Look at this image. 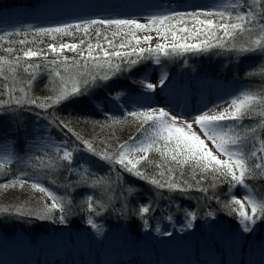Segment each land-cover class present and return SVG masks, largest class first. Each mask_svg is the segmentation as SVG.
I'll list each match as a JSON object with an SVG mask.
<instances>
[{"label": "snow or ice", "instance_id": "1", "mask_svg": "<svg viewBox=\"0 0 264 264\" xmlns=\"http://www.w3.org/2000/svg\"><path fill=\"white\" fill-rule=\"evenodd\" d=\"M185 17H189L191 22L200 25V27L194 32H190L189 21L185 20ZM177 24L183 25V27H178ZM112 28L115 30L109 36L107 30ZM101 29L105 31L102 32ZM141 30H152L161 34L164 39L171 36L174 41L179 40L180 42L171 45L158 44L154 48L147 49H137L132 46L130 51L116 50L130 47L133 40L136 44L141 43L139 39H136V32ZM35 32L46 36L51 35L53 41L62 37H72L73 42L49 43L48 50L57 58L43 64H21V59L27 61L35 57H43L47 60L48 52L44 50H34L32 47L27 49L7 47L4 51L9 55L22 51V58L13 56L10 60L0 56V76H4V65H7L13 84L19 78L18 69L28 74V82L31 83L36 79L37 70L43 69L49 77L46 87H50L54 95L43 100L28 93L23 96H15L13 88H9V99L0 102V109H6L3 114L10 115H15L17 110L39 109L40 111L36 115L44 119L47 126L58 128L65 135L70 133L74 137V140L63 139L58 143L49 140L45 148L46 150L49 147L54 149L56 156L50 158L48 162H45L43 157L39 158L46 168L60 167L62 165L59 162L65 161L68 164L69 172L78 174L81 177L80 183L86 184L92 177L88 161H82L73 167L77 157L83 153L106 164L109 172L115 171V182H122L124 173H127L134 179L146 182L157 189L166 188L169 192L178 191L182 195L189 190L208 192L209 188L202 187L205 174H208L212 177L211 188L217 187V181L228 185L230 199L227 202L220 201L221 208L227 214L238 219L240 230L243 233L253 232L258 222H264V199L258 200L253 196L246 184V179L264 174V155H260V153H264V138L257 135L258 131L264 132V111L259 113L262 119L257 127H244L242 123L245 118L251 119L258 107L264 108V92L256 94L244 91L231 99L229 108L212 115L205 111L194 116L195 125L199 126L204 137L212 142L216 150L226 157L225 159H220L209 149L205 139L193 131L192 123L179 122L177 116L170 115V111L163 107L157 109L140 106L127 109L126 105H117L126 110L127 116L140 121L137 132L143 138L130 137L128 141L120 144L115 152H111L107 145L103 149H98L93 141L73 132L69 126L71 116L64 118L58 112H49V109H57L64 104L73 103L83 98H88L89 103L98 112L102 109L106 110V104H115L121 99L122 92L120 89L106 92L104 103H102L94 99L96 90L110 87L111 82L132 72L147 59H151L159 65L161 56L171 57L185 53L204 54L213 50L240 53L241 57L243 54L256 52L264 55V0H225L224 3L216 5L214 10L206 12L173 11L153 15L148 18L147 23H141L136 19H87L54 28H37ZM178 33H189V35L178 36ZM6 35L11 36L12 34L6 33ZM200 36H203L200 43L184 42L189 38ZM117 37L124 39L120 43H115ZM128 37L132 39H127ZM4 38V36H0V41ZM150 39L151 37H145L144 42ZM93 40L95 43L92 42ZM19 44L25 45L26 40L21 39ZM65 52H72L75 55L69 57L64 55ZM238 61L239 58H237ZM261 72L264 74V69ZM167 79V75H164L154 84L145 77L140 83L146 93H154L157 87L165 85ZM20 91L24 92V89L21 88ZM13 103L18 108H6ZM41 112L46 115L41 116ZM105 118L106 120L111 119L113 122H120L121 119L115 115L111 117L106 115ZM75 119L80 121L81 118L76 117ZM93 123L100 125L99 121ZM18 126L23 127V122L21 121ZM134 152H143L144 156L135 160L129 158L130 154ZM150 152L158 153L165 162L170 161L179 166L181 176H183V166L189 165L193 171L199 169L201 178L196 180L194 176L195 184L187 181L178 182L171 179V175L175 173L173 167L165 169L170 176L167 181L156 178V174L146 173L138 165H141L142 162L151 163L148 155ZM10 161L11 156L5 153L0 159V172L4 171ZM113 166H119V170ZM155 167L162 168L163 165L156 164ZM165 171L159 172V176L164 177ZM17 179L21 187L30 184L31 188L42 194L39 210H25L21 207L18 209V214L21 217H31L40 221L52 220L61 225L68 222L70 200H66L63 196L57 195L55 191L28 179L26 176ZM16 182L17 180L14 179L6 184H0V188L8 187L9 184L15 187ZM101 183H103L102 178L96 179L93 185ZM237 186L245 190V201L251 209L250 213L246 210L245 202L235 197L234 190ZM134 187V185H128L129 196L134 195ZM206 198L218 199L215 195ZM49 200L50 203L45 202ZM86 203L90 211H96L91 196L86 198ZM95 203L98 204L99 201ZM100 207L103 205L101 204ZM151 210L150 205H144L138 209V212L142 215ZM0 212L8 213L9 208H0ZM96 214L98 215L99 212ZM185 215L190 218L187 220L186 226L192 228V221L197 219V213L186 211ZM213 215L211 210L205 213L207 217ZM168 219L172 218L169 216ZM87 223L99 231V226L91 217L87 219ZM144 224L147 226V220L144 221ZM156 231L161 232L159 227L156 228ZM162 234L172 235L171 232Z\"/></svg>", "mask_w": 264, "mask_h": 264}, {"label": "rangeland", "instance_id": "2", "mask_svg": "<svg viewBox=\"0 0 264 264\" xmlns=\"http://www.w3.org/2000/svg\"><path fill=\"white\" fill-rule=\"evenodd\" d=\"M18 2V4L25 5L27 7L26 11H33L34 12L42 10H45V7L41 8L38 7L37 2L40 0H0V5H10L15 4V6L12 7H18L16 6L17 4L14 3ZM45 1V0H42ZM75 2H78L79 4H83L86 1L83 0H74ZM146 0H109L108 11L104 12L102 15V12H100L99 17L95 16V10H86V11H73L71 13H65L62 14L58 17L52 18L49 22H35V21H29L28 23L24 24H13V26L4 28L2 25H0V32L1 33H14L19 30L23 29H37V28H54L61 26L66 23H77L82 20H87V19H136L141 23H147L148 18L153 16V15H160L164 13H170L173 11H178V12H193V11H210L214 10L216 5H191L189 3H182L180 5H174L170 0L166 2V0H151L150 3L152 2H157L152 5H148L146 8H141L140 5L145 3ZM31 2H33L31 4ZM48 3L54 2L53 0H46ZM147 2V1H146ZM165 3L161 5V3ZM171 2V3H169ZM116 3V4H113ZM160 3V5H159ZM224 3V2H223ZM88 3H85L87 5ZM34 6V7H33ZM8 7V6H7ZM36 7V8H35ZM140 7V8H139ZM10 8V7H9ZM55 9V8H53ZM48 13L52 12V9H48ZM140 10H145V11H140ZM46 11V10H45ZM41 14V13H40ZM38 15V14H37ZM102 15V16H101ZM212 18V17H208ZM185 20L189 21L188 23V28L190 32H194L197 28L200 27V25L195 24L190 21L189 17H185ZM175 22V21H174ZM25 25V26H23ZM23 26V27H22ZM178 27H183V25L177 24ZM0 36H4L1 35ZM179 35H189V33H178ZM52 37V36H51ZM145 37H151V39L147 42H144ZM132 39V38H131ZM136 39H139L141 43L136 44L135 40H133V43L130 47L122 48V49H116L119 51H130L131 47L134 46L137 49L140 48H149V47H156L158 44H168L171 45L173 43H179V40L174 41L171 36L168 37V39H164L161 34L152 31V30H141L136 32ZM203 39V36L200 37H195V38H189L188 40L184 41L186 43H200L201 40ZM66 43H71L73 41H65ZM112 50V49H110ZM222 51L221 53L216 54L215 60L218 61L216 66L217 70L221 73H213L211 71H208V66L206 64H200L196 63V54L192 53H185L183 55H178V56H171V57H164L161 56V63L159 65L155 64L153 60L149 59L146 63L140 64L137 66L132 72L126 73V79L122 80H115V82L112 84V91L114 89H120L122 94H121V99H133L134 104L136 103H142L143 106L145 107H152V108H161L163 106L161 105H150V102L153 99H157L159 97L157 96H169L171 95L172 97H175L180 102V107L181 109H187L191 110L193 107V102L192 99L190 98L191 95L199 90L200 88H205L207 86V81L210 82V86L212 89L208 90L206 95L209 92H217L219 97H221V102L222 103H230L231 99L233 97H237L240 95V93L244 91H251L256 94H260L264 92V78L259 81L258 84H253L249 83V78H246L244 75H242L241 69L243 64H248L249 68L245 70H250L254 66H259L263 65L262 68H264V55H262L260 52H256L253 54H243L241 57L240 53H232V52H226L227 50H220ZM70 55H72V52H68ZM74 55V54H73ZM191 57V58H189ZM7 58V57H6ZM22 58V57H21ZM36 58V57H35ZM32 58V59H35ZM39 58V57H38ZM134 58V57H133ZM237 58H239V61L237 62ZM9 59V58H8ZM31 59V60H32ZM21 61H25L24 59H21ZM167 61V62H166ZM31 62V61H28ZM144 62V61H143ZM257 63V64H256ZM261 74V73H260ZM164 75H167L168 79L166 80L165 84L170 83L172 86H175L176 92L175 91H163V92H154V93H146L142 84L140 83L141 80H143L145 77H147L150 82L152 83H157V81ZM262 75V74H261ZM260 75V76H261ZM128 76H134L133 79H129ZM256 77V80L259 78V73H255L253 78ZM254 86V87H253ZM159 88V87H157ZM156 91V90H155ZM103 93H106L103 91ZM205 93V92H204ZM115 94V93H114ZM51 95V94H50ZM52 96V95H51ZM188 97L191 99L190 102H187L186 99ZM206 97V96H205ZM106 107H111L113 108V105L110 103L106 104ZM164 108V107H163ZM166 110V108H165ZM168 111L171 110L167 108ZM39 109L36 110H30V111H20L17 110L15 115H10V114H3L6 112V109H3L0 111V159L3 158V155L5 153L9 154L11 156V161L15 159V152L18 144H25L24 148L25 150H30L32 153H37L44 156V161L48 162L50 158H53L56 156V153L54 149L48 148L46 150L45 145L46 143L49 142V140L55 141V142H60V140L63 139H68L69 141L74 140V137L69 133L65 135L64 132H60L59 129L56 128V130H52V127L47 126V122L44 119H41L36 115L37 112H39ZM55 109H49V112H53ZM261 111H264V108L258 107L257 111L253 113L252 118L248 119L245 118L242 123L244 127H257L259 124V121L262 119L259 115ZM123 113V116H122ZM41 116L46 115V113L41 112ZM115 115L116 117H120V122H111V119L109 120V126L107 128L108 131L110 130H115L114 133L118 135V142L115 143V141H112V146L110 147L111 152H115L120 144H123L125 141H128L130 137L137 136L138 138L142 139L143 136H140L137 132V129L139 127L140 121L136 120L133 117L127 116L125 112H113L109 117ZM174 116V115H172ZM179 122H187V123H192L193 124V131L197 132L201 136L202 139H205V143L208 145L209 149L213 151L215 155H217L220 159H225L226 157L223 156L220 152H218L215 148V146L212 144L211 141L207 140L199 126L195 125L194 123V116H178ZM23 122V127L18 126L20 122ZM75 132V131H73ZM76 133V132H75ZM125 133V134H124ZM77 134V133H76ZM121 134V137H120ZM83 135V134H82ZM81 135V136H82ZM257 135L261 138H264V132L258 131ZM83 137V136H82ZM85 137V136H84ZM46 142V143H44ZM103 142V143H102ZM99 141L96 142L98 145H101L103 148L105 147L104 141ZM260 155H264V153H260ZM144 153L143 152H134L130 154L131 159L135 160L140 157H143ZM10 161V162H11ZM82 161H88V165L90 166V170L92 172V175H95V177H98V179H103V183L101 184H96L90 185L92 190L97 191L100 196H97L96 201H99V203L95 204L94 207L96 208V211H90L88 209V218L91 217L93 221L99 226V229H116L118 232L121 234H124L126 236H130L128 231L130 229H133V227H137L136 224L140 223V227L137 228L140 230V241L143 242L145 239H157L159 233L156 231V228L159 227L160 230L165 229L166 227L172 226V224L180 225L186 229L185 233H181L179 236H181L183 239H188V238H197L200 237V233L197 232L198 228H204V229H216L218 233L226 232L228 229L226 223H232L228 222L226 217L224 218L221 214L222 212L214 210V215L212 217H207L205 216V213L208 212L211 209H206L203 210L200 213L198 212L197 208L198 206L205 205V201H203L202 197H200V201H202L201 205L200 203H197V200L191 197H185V196H180V202L183 204H186L187 209L189 211H195L198 212L199 217L198 219L192 221V228H188L186 226L187 220L190 218H183L181 215L176 216L175 214H179V212L176 211L172 206L170 207L168 204H165V199H162V203H164L165 206H160V210L153 209V200L152 196L149 195H139V202H141L142 205H150L151 211L148 213L151 216V219L147 221V226H145L144 222H140L139 220H133L128 217L129 214V209L126 207L128 204V201L126 198L118 196L123 194L125 196L126 194L124 193V189H115L108 191V194H105L106 186L104 183L106 182H111V183H116V172L112 171L109 172L108 166L104 163H101L97 161L95 158L89 157L84 154H80V156L77 157L75 164L73 167L76 165L80 164ZM45 166V165H44ZM115 169L116 167L113 166ZM117 170V169H116ZM73 176H79L78 174L72 173ZM261 178H264V174H258ZM113 178V179H112ZM97 179V178H96ZM129 176L126 175V179L123 176V180L128 181ZM139 181V179H137ZM136 180V181H137ZM113 181V182H112ZM247 181V180H246ZM249 181V180H248ZM93 182V181H92ZM124 181L119 182L120 184L125 183ZM246 184L249 186V190L251 191L252 195L255 196L258 200L264 199V191H262L261 187L259 185L254 186V184L249 182H246ZM52 190L55 191L57 195L63 196L65 199L64 189L60 187L59 185L55 184L52 182ZM121 193V194H120ZM235 197L237 199H240L245 202L246 205V210L251 211L250 207H248L246 201H245V190L237 186L234 190ZM154 197V196H153ZM126 199V200H125ZM202 199V200H201ZM67 200V199H66ZM169 203V201H167ZM103 205V207H100V205ZM32 205V204H31ZM31 208V206H27ZM26 208V209H29ZM117 208L121 209L122 212L118 213ZM109 210H111L109 212ZM212 211V210H211ZM99 212L97 215L96 213ZM176 212V213H174ZM197 213V214H198ZM12 215H9V217ZM171 217L172 219L169 220L168 217ZM10 218V220L13 222L14 220H17L15 223H12L11 227L9 228V232H15L14 234L11 235H6L2 232L0 228V238L4 234L7 239L11 237H14L18 233L25 235L26 233H23L21 226H20V216H15ZM18 218V219H17ZM87 218V219H88ZM134 226H133V222ZM30 225L34 226H39L40 224L45 225V232L39 231L36 229V233L38 237H45L46 233L50 234L53 231H57L55 225L52 220L49 221H34L31 222V220L26 221ZM80 222V221H79ZM226 222V223H225ZM87 223V222H86ZM236 223V222H235ZM234 223V224H235ZM83 223L77 224L75 223V227L78 228V226L81 227V229H78L79 231H82L83 233L87 234L88 236H93V233L91 230H88L89 226H84L82 225ZM262 224V226H260ZM42 225V226H44ZM237 225V223H236ZM41 226V227H42ZM91 226V225H90ZM239 229H236L235 232L242 234L243 236H248L251 233L255 232H261L264 233V222H258V224L255 226V230L251 233H243L240 230V226H236ZM259 227V228H258ZM261 229V230H259ZM24 230V229H23ZM134 230V229H133ZM152 231V236L151 232ZM195 231V233H194ZM40 232V233H38ZM150 232V235L149 233ZM28 234V233H27ZM194 234V235H193ZM11 239V238H10ZM177 239V237L175 238ZM5 242V241H4Z\"/></svg>", "mask_w": 264, "mask_h": 264}, {"label": "trees", "instance_id": "3", "mask_svg": "<svg viewBox=\"0 0 264 264\" xmlns=\"http://www.w3.org/2000/svg\"><path fill=\"white\" fill-rule=\"evenodd\" d=\"M16 2V1H14ZM9 4V3H8ZM1 6V5H0ZM99 27V26H97ZM115 29H109L107 30L108 35L111 36V32L114 31ZM102 32H104V29H101ZM11 36L6 35V33H1V35H4V40L0 41V56L7 57L10 60L13 58V56H19L22 57V51H19L17 53H13L9 55L4 51L5 48L7 47H13L16 49H27L28 47H32L34 50H44L48 52L47 55V60H45L43 57H36L35 59L32 60H27V61H21V64L25 63H31V64H43L46 63L47 61H51L52 59H56L57 57L55 54L51 53L48 50V44L53 43V42H65V41H73L72 37H62L58 38L57 41H53V38L51 35H43V34H37L35 30L33 29H23L14 33H11ZM79 35V34H77ZM21 39L26 40L25 45H20L19 41ZM124 38L117 37L116 40L114 41L115 43H120L121 40ZM127 39H131V37H128ZM78 42V41H77ZM95 43V40L92 41ZM222 51L220 50H213L209 53H204V54H196L195 55V60L198 65L200 64H206L208 66V71H211L213 73H221L217 70V62L215 60L216 54L221 53ZM226 54L228 51H225ZM64 55H67L69 57H73L74 55H70L68 52H65ZM78 58V57H77ZM191 58V57H189ZM149 59L144 60L143 63H146ZM31 61V62H28ZM167 62V61H166ZM257 64V63H256ZM263 65L254 66L250 70H245L249 68V65L243 64L242 65V75H244L246 78H249V83L258 84L262 78H264V74H262L261 70L264 69L262 68ZM19 72V78L13 84V80L11 78V73L9 72V68L7 65H4V76H0V102L4 100L9 99L8 95V89L13 88V95L15 96H23L25 93H28L29 95H33L35 97L40 98L41 100L47 98L48 96L54 95V93L51 91L50 87H46V84H48L49 77L48 75L44 72L43 69H39L36 72V79L33 80L31 83L28 82V74L23 73L18 69ZM247 73V75H246ZM255 73H259V78L256 80V77L253 78ZM262 75H261V74ZM261 75V76H260ZM5 77H8V79H5ZM134 76H128L129 79H133ZM126 79V74H124L120 80ZM117 79V80H119ZM115 81L111 82L110 87L105 88V89H98L96 90L94 96L100 94V92L103 91H110L112 90V84ZM254 87V86H253ZM23 88L24 92H21L20 89ZM51 94V95H50ZM7 109H12V108H18L15 103L6 106ZM3 109H0L2 111ZM32 110H36L33 108ZM55 112H58L61 117L68 118L69 116L72 117V119L69 121V126L75 131L78 135H82L85 139H89L94 142L95 146L98 149H103L101 145H98L99 141H104L106 142L105 144L110 147L112 146V141H115V143L118 142V135L114 133L115 130H110L108 131L107 124H109V120H106L105 116L91 113L89 111V100L88 98H83L81 100H78L73 103L69 104H64L61 107H58L55 109ZM80 117V121H77L75 118ZM99 121L100 125H96L93 122ZM113 122V121H111ZM102 125V126H101ZM107 127V128H106ZM56 129V128H55ZM58 129V128H57ZM61 132V131H60ZM125 134V133H124ZM117 136V137H116ZM121 137V134H120ZM24 146L23 144H18L15 152V159L11 161L6 168L4 169L3 172H0V184H6L9 181L12 180H17L16 186L12 187L11 184H9L8 187L0 188V208H9L8 213L0 212V226L2 227L3 230L8 231L9 228L12 226V223H15L17 220H14L13 222L10 220L11 217L12 219L15 216H20L18 214V209L19 208H24L25 210H39L40 202H41V197L42 194L38 192V190L31 188L30 184H25L23 187L18 182V177L21 176H26L28 179L39 182L43 186L48 187L50 190H52V182L55 181L54 185L57 184L62 189H64V195L67 197V200L71 201V204L68 205L70 208V212H68V222L67 224L70 225H75V223L80 224H88L87 218H88V207L86 203V198L91 196L93 198V203H95V200L97 199V196H100L97 191L92 190L90 185H93V182L98 179V177H95V175H92L91 178L88 179L87 183H80L81 177L80 176H73L71 172L68 170V164L65 161H60L59 164L62 165L60 167H52L51 169H48L40 162V157L42 155L37 154V153H32L30 151H27L23 149ZM149 160L151 163H146L142 162L141 165H138L141 170L145 171L146 173L152 175L156 174V178L162 179L164 181H167L170 176L169 174L165 171L167 167H173L175 168V173L174 175H171V179L177 180L178 182H183L187 181L188 183L195 184V180L193 177L195 176L196 180H199L201 178V173L199 169H196L193 171L192 167L189 165H184L183 166V176L180 175V167L171 163L170 161L165 162L162 158L159 157L158 153H152L150 152L149 154ZM44 159V156H43ZM156 164H162V168H157L155 167ZM117 170H119V166H115ZM165 171L164 177L159 176V172ZM127 173H124V177L126 179ZM129 179L128 181L123 184H116L111 183V182H106L104 183L105 186L107 187L105 190V194H108V191L115 190V189H124V193L126 194L123 196V194L118 195L121 197H124L127 199L128 204L127 208L129 209V214L128 217L131 219L139 220L140 222H144L145 220L151 219V216L146 213V214H139L138 209L140 208L141 202H139V195H149L154 198L153 200V209L160 210V206H165V204H168L170 207L172 206L174 209H176L179 214L175 215H181L186 218L185 212L189 211L187 209L186 204H183L180 202L179 197L182 195L178 191H173L169 192L166 188L165 189H157L154 186L143 182L141 180L134 179L132 176L128 175ZM113 179V178H112ZM137 180V181H136ZM246 182H249L254 184V186L259 185L264 191V178H261L259 175L255 176L254 178H248L246 179ZM249 180V181H248ZM93 181V182H92ZM212 183V177L211 175L205 174V179L202 183V187L209 188L208 192H199L195 190H189L186 194L182 195L185 197H191L194 199H198L197 203H202L200 201V197H202L203 203L205 205L198 206L197 210L200 213L203 210L206 209H211L213 212L214 210L222 212V216L228 220V222H232V226H240L238 223V219L227 214L222 208L220 201H225L227 202L230 199V195H228V185L225 183H220L217 181V187L215 189L210 187V184ZM67 185V186H66ZM128 185H134V195L129 196L127 193V187ZM96 186V185H95ZM97 187V186H96ZM215 195L218 197V199H207L206 197H212ZM165 199V202L162 203V199ZM125 199V200H126ZM201 199V200H202ZM169 201V203L167 202ZM50 203L49 201H45ZM32 204V205H31ZM96 204V203H95ZM31 206V208L27 207ZM29 208V209H26ZM111 210H109L110 212ZM117 212L121 213L122 210L117 208ZM162 212V211H161ZM196 212V213H198ZM176 213V212H174ZM9 215H12L9 217ZM201 214H197V219ZM18 219V218H17ZM31 220V222L38 221V219L31 218V217H21L20 216V225L24 228H26L29 232H33L36 230V228H45V225L42 226L41 224L39 226H36V228L26 221ZM80 221V222H79ZM12 222V223H11ZM237 225H236V223ZM55 225H61L59 223H56L53 221ZM133 223H136L135 221ZM235 223V224H234ZM140 224V223H139ZM42 226V227H41ZM138 226V224L136 225Z\"/></svg>", "mask_w": 264, "mask_h": 264}, {"label": "bare ground", "instance_id": "4", "mask_svg": "<svg viewBox=\"0 0 264 264\" xmlns=\"http://www.w3.org/2000/svg\"><path fill=\"white\" fill-rule=\"evenodd\" d=\"M178 1L208 6L225 2V0ZM38 7H45L46 11L40 10L39 13L34 12L35 9L26 11L27 7L21 6L7 9L2 14L5 17L19 16L22 11L36 22L46 16L47 7L52 9L49 16L52 14L53 18L75 11L77 5L74 0H59L54 3H47L45 0L40 2ZM140 7L145 8L143 4ZM219 96L213 91L206 97L201 95L199 99L190 97L194 107L191 110L181 109L180 102L171 95L157 96L159 98L153 99L150 105L158 104L166 110L169 108L174 116H194L205 111L212 115L229 108L230 103H222ZM190 98L186 99L187 102H190ZM90 228L93 236L79 231L80 227L74 229L64 224L46 237H38L33 246L27 243L26 239H31L27 235L18 233L11 239L4 237L5 244H0V250L5 246L4 250L0 251V264H140V262L194 264L197 260H208L209 264H248L250 256L258 258L261 260L260 263L264 264V233L255 232L243 236L236 231L234 236H230L225 231L218 233L216 229L198 228L201 236L186 240L179 236L185 233L186 229L176 223L161 230L157 239H145L138 249L132 250L124 234L118 230L104 228L97 231ZM164 232H171L172 235H163ZM128 233L131 234L130 231ZM256 236L260 239L257 240ZM50 254H54L55 258L47 261L46 258Z\"/></svg>", "mask_w": 264, "mask_h": 264}]
</instances>
